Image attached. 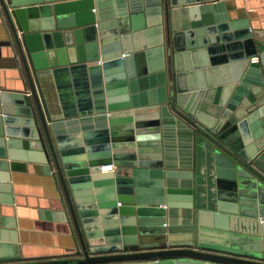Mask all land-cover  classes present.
Masks as SVG:
<instances>
[{"label": "water", "instance_id": "1", "mask_svg": "<svg viewBox=\"0 0 264 264\" xmlns=\"http://www.w3.org/2000/svg\"><path fill=\"white\" fill-rule=\"evenodd\" d=\"M103 1L0 0V264H264V26L225 0H157L169 94L154 98L136 92L135 64L150 51L144 9ZM59 72L74 89L88 76L94 98L55 116L47 87ZM165 111L200 137L203 190L195 176L168 184ZM19 162L43 180L42 216L71 237L32 257L48 258L25 260L19 241ZM179 190L178 224L166 199Z\"/></svg>", "mask_w": 264, "mask_h": 264}, {"label": "crops", "instance_id": "2", "mask_svg": "<svg viewBox=\"0 0 264 264\" xmlns=\"http://www.w3.org/2000/svg\"><path fill=\"white\" fill-rule=\"evenodd\" d=\"M124 0H104L103 5L108 9L116 8L117 2H123ZM141 6L137 9H144L143 23H144V33L140 37L139 42H147L148 55L145 58L140 59L139 63L135 64V72H138L139 82L137 83L136 92L143 93V95L149 94L152 97L158 95L164 96V98L169 94V86L167 87L166 73L169 69L167 63L166 52L164 50V31L162 22V13L159 11L158 6L161 8L160 4H157V0H137ZM227 2L228 8L240 9L245 15H251L254 18V22L264 26V0H225ZM150 10L147 12V9ZM153 8V9H151ZM146 10V11H145ZM160 12V13H159ZM161 15V16H160ZM1 49V48H0ZM7 58L4 57V53L0 50V69L4 68V63L7 62ZM92 63H97L94 61ZM147 73H144L146 72ZM49 82V88L47 87L48 93L52 92L53 102L52 110L55 116H57L60 111L69 112L70 109H77V97L81 98L87 97L94 98V90L90 86L91 80L87 76L84 78L82 75L79 78L81 83L80 89H74L72 86L71 78L66 74L63 75L61 72L52 74ZM149 77V78H148ZM6 80L5 73H0V83H4ZM6 83V81H5ZM1 85V84H0ZM2 87H0L1 89ZM51 101V97H49ZM83 100V99H82ZM209 103V97L201 99L203 103ZM89 102L84 101V108L88 107ZM165 109L168 108L165 104H160ZM91 106L96 107L94 103ZM164 110V109H163ZM168 112V111H167ZM166 111L163 113L164 116L170 114ZM60 113V114H61ZM174 117L169 115L163 120L160 125L161 128V156L162 158L167 157L170 161L168 169L174 170V174L168 177V184L177 187H183L191 185L194 183L193 177L195 176V182H200L199 190H203L204 186L202 183L205 181L203 177L202 169H206L203 152L200 145V137L196 140L189 138L187 131L189 128L187 126H177L174 123ZM173 122V123H172ZM175 125V126H174ZM174 126V127H173ZM20 170H18V185L21 192L18 193L17 202L11 203V209L15 211V206L18 208V214H16L17 229L19 230V241L25 242V254L28 256L25 260H40L43 258H32L44 253L55 254L62 251L65 246L70 245V235L66 232L67 225L65 222L56 221L52 218H46L42 216L39 210H47L46 207L42 205L44 200V189L43 184L39 179V173L37 169L32 166L30 167L25 162H19ZM30 168L32 170H30ZM104 170H109L105 169ZM192 174V175H191ZM208 176V175H207ZM148 182L143 183V188L148 193L154 188L153 179H148ZM192 182H191V181ZM3 192H0L2 194ZM4 195H0V199H3ZM187 200L184 191H177L170 195L166 202L172 204V219H174L178 224L184 223L186 221L187 214L185 213L186 208L184 206ZM2 200H0V210L5 207ZM166 206V203L162 204ZM177 210H180L179 214ZM184 216L182 219L181 216ZM1 216V214H0ZM180 229V228H178ZM15 246L18 241L14 243ZM19 251V247L16 246ZM21 252V249H20ZM48 255V256H49ZM53 257V256H50ZM54 257H60V255H54Z\"/></svg>", "mask_w": 264, "mask_h": 264}, {"label": "built area", "instance_id": "3", "mask_svg": "<svg viewBox=\"0 0 264 264\" xmlns=\"http://www.w3.org/2000/svg\"><path fill=\"white\" fill-rule=\"evenodd\" d=\"M110 168H112V164H108V165L105 167V169H110Z\"/></svg>", "mask_w": 264, "mask_h": 264}]
</instances>
